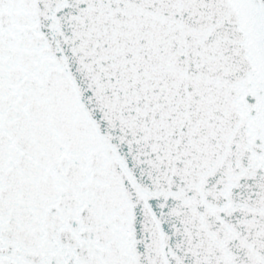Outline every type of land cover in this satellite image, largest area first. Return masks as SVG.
<instances>
[{"label": "snow or ice", "instance_id": "snow-or-ice-1", "mask_svg": "<svg viewBox=\"0 0 264 264\" xmlns=\"http://www.w3.org/2000/svg\"><path fill=\"white\" fill-rule=\"evenodd\" d=\"M0 264H264V0H0Z\"/></svg>", "mask_w": 264, "mask_h": 264}]
</instances>
